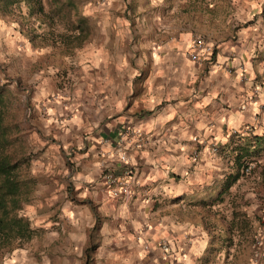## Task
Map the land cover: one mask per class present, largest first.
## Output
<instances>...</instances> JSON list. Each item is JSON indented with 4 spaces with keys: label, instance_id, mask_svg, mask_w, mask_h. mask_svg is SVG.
Returning a JSON list of instances; mask_svg holds the SVG:
<instances>
[{
    "label": "crops",
    "instance_id": "0c3cea01",
    "mask_svg": "<svg viewBox=\"0 0 264 264\" xmlns=\"http://www.w3.org/2000/svg\"><path fill=\"white\" fill-rule=\"evenodd\" d=\"M182 1L171 23L145 6L153 16L133 36L114 22L109 36L71 59V86H37L33 103L53 96L45 125L69 162L60 167L71 194L52 190L27 206L32 236L3 264H214L239 246L206 216L227 196L241 200L234 215L249 216L255 232L264 152L220 191L240 138L264 136V0ZM194 36L213 45L198 62L189 58ZM125 129L142 131L145 144L118 146ZM120 147L138 183L128 199L101 182L103 167L119 168ZM61 215L69 222L59 229Z\"/></svg>",
    "mask_w": 264,
    "mask_h": 264
},
{
    "label": "rangeland",
    "instance_id": "374dc122",
    "mask_svg": "<svg viewBox=\"0 0 264 264\" xmlns=\"http://www.w3.org/2000/svg\"><path fill=\"white\" fill-rule=\"evenodd\" d=\"M181 1L161 0L160 6L155 7H159V12L165 22H177L173 10L176 9L174 5L179 6V3H183ZM80 3L82 4L80 10L82 15L89 18L94 29L90 40L81 48L73 51L70 56L60 55L48 47L40 46L37 40L34 43L28 42L20 33V20L17 17L0 19V85L6 86L5 99L8 111L12 121L17 123L21 129L26 152L30 158L29 171L37 179L30 204L23 207L20 211L21 216L27 206L33 208V204L45 202L46 195L52 190H61L63 193L66 191L68 196L71 194L67 187V178L62 175L60 167L69 164V162L66 160V155L57 147L56 140L52 137L53 130L45 125L47 121L46 115H44L45 107L53 96L52 98L48 95L45 96L42 103H33L32 99H34L37 86L50 85V88L71 86L76 82V71L74 70L78 68L71 59L76 56L78 51L84 47L97 46L102 41L101 37L110 35V27L116 25L114 22L121 23L122 31L127 27L129 35H135L134 26L140 24L141 18L142 21L147 22L153 13L151 10L155 9L154 5L159 1L80 0ZM150 5H153L152 9L145 8L144 10L145 6ZM231 11L232 9H230V14ZM254 172L258 173L255 170ZM261 173L263 172L261 171ZM252 179L251 173L244 178V180L250 181ZM39 193L41 196L37 198ZM43 198L44 200H42ZM240 203L241 200L234 196H227L222 204L214 205L213 209L209 208L206 212L207 218L209 217L214 223L217 222L228 230L231 242L239 244V246L231 247L230 251L225 252V255L221 254L222 257L219 256L214 264H253L254 247L252 244L254 236L261 232L260 229L264 225V201L262 200L260 204L262 218L257 222L256 228L258 229L255 228L253 233L247 222V215L244 218L238 214L234 215V210L241 206ZM247 217L249 218V216ZM55 222L54 226L62 229L69 221L61 215ZM213 230H218L217 226ZM12 252L5 253L0 264H3V261Z\"/></svg>",
    "mask_w": 264,
    "mask_h": 264
},
{
    "label": "trees",
    "instance_id": "16d2710c",
    "mask_svg": "<svg viewBox=\"0 0 264 264\" xmlns=\"http://www.w3.org/2000/svg\"><path fill=\"white\" fill-rule=\"evenodd\" d=\"M81 6L80 0H0V19L17 17L20 33L28 42L37 40L40 46L70 56L90 40L94 29L89 18L82 15ZM5 93L6 86L0 85V260L32 236L30 224L20 211L30 204L37 181L30 174L23 135L11 119ZM240 141L235 148V171L224 178L220 193L264 152V136H245Z\"/></svg>",
    "mask_w": 264,
    "mask_h": 264
},
{
    "label": "built area",
    "instance_id": "2783aa9c",
    "mask_svg": "<svg viewBox=\"0 0 264 264\" xmlns=\"http://www.w3.org/2000/svg\"><path fill=\"white\" fill-rule=\"evenodd\" d=\"M213 45L200 36H194L190 43L189 58L193 62L201 61L212 53ZM236 134V133H235ZM123 141H132L134 148H139L146 142V136L142 131L136 129H125L122 133V140L118 141V146ZM117 159L119 168L117 170L102 168L101 182L102 188L112 197H122L128 199L135 194L137 182L132 165L128 161V156L123 149H117ZM215 151V149H213ZM249 168H244L243 173L247 174ZM257 235L254 236V252L252 261L258 263L264 257V225ZM163 250H167L164 245Z\"/></svg>",
    "mask_w": 264,
    "mask_h": 264
}]
</instances>
